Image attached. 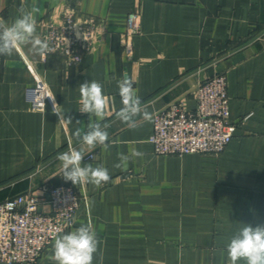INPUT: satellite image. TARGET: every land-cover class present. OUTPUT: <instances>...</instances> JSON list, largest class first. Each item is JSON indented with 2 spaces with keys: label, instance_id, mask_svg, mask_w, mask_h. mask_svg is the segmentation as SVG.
I'll return each instance as SVG.
<instances>
[{
  "label": "crops",
  "instance_id": "crops-1",
  "mask_svg": "<svg viewBox=\"0 0 264 264\" xmlns=\"http://www.w3.org/2000/svg\"><path fill=\"white\" fill-rule=\"evenodd\" d=\"M136 1L141 30L128 57L122 40ZM22 3L39 7V36L66 4L98 27L92 50L72 64L59 52L34 54L31 45L0 56V203L45 183L72 184L57 159L71 143L83 149L82 165L106 167L111 179L100 187L73 184L82 201L62 233L91 224L102 264H228L232 235L244 224L264 225V0H0V18L10 23ZM217 72L225 74L235 125L219 153L156 154L152 119L137 117L129 128L115 115L125 73L153 116L176 100L192 109L197 84ZM91 80L111 102L104 122L116 143L108 150L88 149L73 135L91 122L79 111L78 88ZM54 104L70 124L59 123ZM133 149L144 156H131ZM118 153L129 156L127 170L114 167ZM53 244L34 264H55L48 259Z\"/></svg>",
  "mask_w": 264,
  "mask_h": 264
},
{
  "label": "built area",
  "instance_id": "built-area-1",
  "mask_svg": "<svg viewBox=\"0 0 264 264\" xmlns=\"http://www.w3.org/2000/svg\"><path fill=\"white\" fill-rule=\"evenodd\" d=\"M58 21L44 23L41 39L53 52L62 53L67 64L92 50L98 22L77 16L66 4ZM141 30V11L136 1L127 14L122 47L132 54L133 37ZM67 40V42H66ZM195 105L171 102L152 116L150 142L156 154L219 153L229 143L235 125L229 121L227 82L223 72L201 80L193 90ZM82 201L69 183L43 184L39 192L27 191L0 203V262L34 264L57 234L73 226Z\"/></svg>",
  "mask_w": 264,
  "mask_h": 264
},
{
  "label": "clouds",
  "instance_id": "clouds-1",
  "mask_svg": "<svg viewBox=\"0 0 264 264\" xmlns=\"http://www.w3.org/2000/svg\"><path fill=\"white\" fill-rule=\"evenodd\" d=\"M18 15L10 23L0 18V56H12L15 50L23 45H31L34 54L47 56L53 52L47 39H41L37 34L36 15L40 12L33 4L30 8L23 3L17 9ZM67 42V40H66ZM68 43V42H67ZM118 95L121 108L115 113L117 119L129 128L137 127V117L144 121H151L152 115L142 105L138 90L134 87V80L126 73L117 81ZM79 111L90 114L91 122L87 130L77 128L75 139L88 149L98 145L108 150L116 141L109 142L107 129L111 126L104 122L110 114V98L104 94L103 86L97 80H91L79 85ZM51 97V96H50ZM54 100V97H51ZM59 105L53 106V111L59 117V123H71V117L65 118L64 111L58 110ZM95 117V120L92 117ZM119 163L115 168L127 170L129 156L118 153ZM131 156L142 158L144 153L131 150ZM57 159L61 162V173L66 181L74 185L91 183L100 187L110 181L111 176L106 167H93L91 164L82 165L84 160L83 149L69 145L67 151L58 153ZM101 241L91 224L81 223L72 231L57 234L54 237L52 254L48 257L55 264H94V259L103 262ZM228 264H238L243 260L245 264H264V225L256 227L244 224L226 244Z\"/></svg>",
  "mask_w": 264,
  "mask_h": 264
}]
</instances>
